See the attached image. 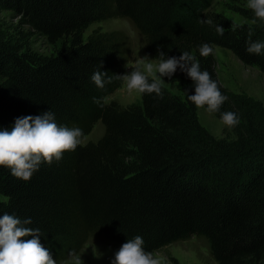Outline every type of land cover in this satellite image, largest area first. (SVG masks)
<instances>
[{"label": "trees", "instance_id": "1", "mask_svg": "<svg viewBox=\"0 0 264 264\" xmlns=\"http://www.w3.org/2000/svg\"><path fill=\"white\" fill-rule=\"evenodd\" d=\"M213 1L0 0V11L18 17L11 37L0 26V130L48 111L58 126L82 129L81 138L96 123L103 126L97 140L51 165L42 162L27 182L0 166V217H30L28 226L40 230L56 264H70L69 253H79L91 237L119 250L137 235L148 252L194 236L206 241L215 264H264V105L223 86L213 53L198 52L203 43L219 46L264 71V49L246 51L250 40L264 43V20L236 7L247 21L235 22L209 10ZM110 19L129 21L155 60L158 49L166 57L195 55L227 97L213 113L239 119L230 127L233 140H215L198 124L197 107L187 99L195 85L179 68L180 94L163 84L162 96L105 102L123 83L117 76L124 75L129 43L120 31L84 33ZM30 32L60 41L59 50L30 49ZM98 69L107 73L103 88L90 79Z\"/></svg>", "mask_w": 264, "mask_h": 264}, {"label": "clouds", "instance_id": "2", "mask_svg": "<svg viewBox=\"0 0 264 264\" xmlns=\"http://www.w3.org/2000/svg\"><path fill=\"white\" fill-rule=\"evenodd\" d=\"M246 7L253 11L257 19L264 20V0H247ZM202 22L213 23L211 20ZM216 31L223 35L224 28L216 26ZM262 49L264 43L250 40L246 51L259 55ZM198 52L201 57H207L213 53V48L203 43L198 46ZM158 58L153 62L147 55L140 57L130 73L117 76L129 93L135 91L162 96L163 77L171 78L179 68L195 85V94L187 95V99L197 108L207 105V110L214 112L226 101L227 97L221 93L210 73L201 70L195 55L184 51L179 57H166L158 49ZM106 76V72L98 69L90 79L98 88H103ZM110 81L111 77L108 78ZM94 102L99 101L94 98ZM221 121L229 127L239 123L237 115L230 111L221 114ZM82 136L80 128L58 126L51 111L37 116L18 117L11 131L0 130V166L9 168L12 176L27 182L39 170L42 162L51 165L54 159H62V153L74 151L81 143ZM31 224L30 217L21 220L7 213L0 217V264H56L50 251L40 242V230L29 227ZM29 236L32 238L21 239ZM143 245L144 240L139 235L128 239L115 252L111 264H160V260L152 252L146 251ZM69 256L70 264H81V256L75 251L70 252Z\"/></svg>", "mask_w": 264, "mask_h": 264}, {"label": "rangeland", "instance_id": "3", "mask_svg": "<svg viewBox=\"0 0 264 264\" xmlns=\"http://www.w3.org/2000/svg\"><path fill=\"white\" fill-rule=\"evenodd\" d=\"M247 0H214L209 10L221 12L235 22H246L235 10L236 7H246ZM18 22V17H14L9 12L0 11V26L4 35L9 37L13 34L14 26ZM24 31L27 26H20ZM120 31L127 37L130 57L124 65V74L130 73L135 62L147 55L143 49V42L140 34L126 19H110L107 21L91 24L85 31L86 36L93 30ZM28 46L30 49L40 54H51L59 50L60 41L50 44L47 40L36 33L30 32ZM7 38V37H6ZM148 56V55H147ZM215 61V73L219 82L228 90L235 93H242L260 101L264 105V71L256 66L244 64L231 51L215 46L213 49ZM149 57V56H148ZM153 62L157 61L151 57ZM159 75V74H158ZM164 86L172 93L180 94V83L178 77L173 74L171 78L163 77ZM140 93H129L124 82L112 94L105 98V102L115 100L121 105L140 102ZM196 119L198 124L215 140L231 142L234 138L231 128L225 125L219 117L207 108H196ZM103 134V126L96 123L92 131L81 138V143L95 141ZM118 251L104 239L89 238L81 251L77 253L81 256V264H111L115 252ZM154 257L160 260V264H215L211 257L206 241L199 237H191L186 240L177 241L168 246L152 252Z\"/></svg>", "mask_w": 264, "mask_h": 264}]
</instances>
